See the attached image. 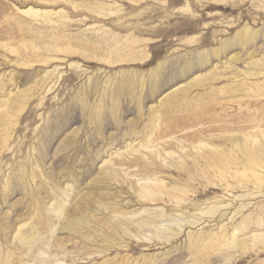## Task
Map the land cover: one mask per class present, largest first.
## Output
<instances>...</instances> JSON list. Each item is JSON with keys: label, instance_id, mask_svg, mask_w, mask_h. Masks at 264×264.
I'll use <instances>...</instances> for the list:
<instances>
[{"label": "rangeland", "instance_id": "1", "mask_svg": "<svg viewBox=\"0 0 264 264\" xmlns=\"http://www.w3.org/2000/svg\"><path fill=\"white\" fill-rule=\"evenodd\" d=\"M218 150L237 164L208 170ZM145 181L187 196L141 201ZM86 201L89 230L69 235ZM262 204L264 0H0V264H264L204 235ZM112 206L193 222L101 243ZM30 226L52 246L27 257L14 236Z\"/></svg>", "mask_w": 264, "mask_h": 264}, {"label": "bare ground", "instance_id": "2", "mask_svg": "<svg viewBox=\"0 0 264 264\" xmlns=\"http://www.w3.org/2000/svg\"><path fill=\"white\" fill-rule=\"evenodd\" d=\"M223 159L228 160L232 164H237V162L235 163L234 159L231 156L223 155L221 153V151L218 150L216 153H214L210 157L206 158L205 163L207 165H205V166H207L208 170H210L209 167H212L213 164L218 163V161L223 160ZM169 162H170L169 165H174L177 168L178 164H176V163H178L180 161L170 160ZM253 162H255V160L249 156L247 159V163L249 165L253 166ZM180 164L184 168L187 167L184 162L183 163L180 162ZM191 166L195 167L196 165L193 162ZM189 170L190 169H188V172H189ZM225 176H226L225 173L219 175L220 180L222 178H225ZM105 177H107V176H105ZM109 177H113V176L109 175L108 178ZM255 178H256V181H258L257 175ZM129 186H130V188H132L135 191V193H137V197L142 199L141 201L144 200V201H147V203L166 199L167 202L179 205L185 199V196H187L186 190L177 189V188L173 187V189L179 190L178 194H177L175 192V190H172V188L167 187V184L163 183L162 181H156V182H149V181L146 182L145 181L142 184L139 183L137 188H136V185L133 186L132 184H130ZM260 186H261V183H258V187H260ZM91 195L88 194V196H91ZM103 199H106V198L104 197ZM89 202L86 201V203L78 204L79 206L75 207L74 210H76V212H78L79 216H77L73 219H67L66 221L65 220L63 221L64 228L68 229L69 235L74 234V233H81V232H83V230H89V222H88V219H86V217H85L87 215L86 211H87V208L89 206L88 205ZM215 204L216 205H214V206L210 207L208 210L204 211V215L213 216L215 213H217V211L219 210L218 205L220 204V201H216ZM112 209L114 211H119V212L121 211L120 215H122L123 217H122V219L119 217L118 219L115 220L114 218H109V217L104 215V216H102L101 220H98V223L100 225L109 228V233H110V235L109 234L105 235L106 238L104 240H102L101 243L105 242L107 240V237L111 236V238H113L112 236L114 234L115 235L117 234L119 236H124L125 234H128L127 232H130L129 230L131 229L129 227V225L132 226V231H133V233H135V235L141 236V234L143 232L149 231L150 236H151L150 237L151 240H153L155 238V239L160 240V241L168 242V241H171L179 233L178 231L180 229H182L183 226L193 222V220L191 218L190 219H182L181 217H178V216H175V217L172 216L171 213L166 214L163 211H158V210H144L143 213H141V212H139V213L130 212V214L129 213L127 214L125 211L120 210L119 207L112 206ZM238 210L240 212L245 211V210H249L248 204L240 203L238 205ZM61 211H63L62 206H57L56 212L59 213ZM136 214H138V216H136ZM165 216H166V218L163 219ZM164 220H166L167 222L164 223ZM229 220H230V223L228 225H230V227L229 226H223L222 228H220L216 231L204 233L206 238H208L210 240H214V242H213L214 248H217L219 250H225L224 252H226V250H228V249H231V248L235 249L236 248L238 251L240 250V255L255 254V253H258L259 251L264 250V204L260 205L257 209L249 211V213L246 216H243L238 221L234 220V216H231L229 218ZM46 221H47V219H46ZM50 222L51 221H47L46 224L48 225V224H50ZM254 229H258V230H260V232L256 235L255 234L251 235V239H250L249 243L245 242L246 240L244 241V239H241L238 237L240 234L246 233V232L254 230ZM198 235H200V234H198ZM204 235H201V236L203 237ZM86 237H90V235H88ZM14 238H16V241H18L20 243V245H21L20 248L23 250L24 254L27 257L28 256H35L38 253L39 249L44 248L46 245H48L50 247L52 246V243L50 244L49 243L50 241H48L46 239V234L43 233V234L38 235V236L35 235L32 226H30L28 229H26L24 231L21 229V227H19L17 229V232H16ZM108 241L109 240H107V242ZM58 244L62 245V240L59 241ZM139 245H142V244H139ZM125 246H128V245L126 244ZM200 246H202V245H200ZM203 247L201 249H203ZM190 248L191 247L188 246V249H190ZM196 249H197V246H196ZM1 253H0V258H1V256L2 257L4 256V254H1ZM200 253H202V252H200ZM235 254H236V252H235ZM7 256L8 255L6 254V257ZM260 264H262V263H260Z\"/></svg>", "mask_w": 264, "mask_h": 264}]
</instances>
